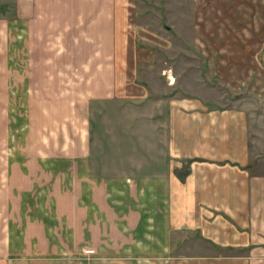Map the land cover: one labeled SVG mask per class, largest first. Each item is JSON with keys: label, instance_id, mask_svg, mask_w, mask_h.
Instances as JSON below:
<instances>
[{"label": "crops", "instance_id": "0c3cea01", "mask_svg": "<svg viewBox=\"0 0 264 264\" xmlns=\"http://www.w3.org/2000/svg\"><path fill=\"white\" fill-rule=\"evenodd\" d=\"M120 7L1 1L0 73L8 57L31 61L47 20H115ZM258 55L219 72L233 89L249 82L250 98H159L167 159L141 171L112 173L87 155L0 161V264H264L263 44Z\"/></svg>", "mask_w": 264, "mask_h": 264}, {"label": "rangeland", "instance_id": "374dc122", "mask_svg": "<svg viewBox=\"0 0 264 264\" xmlns=\"http://www.w3.org/2000/svg\"><path fill=\"white\" fill-rule=\"evenodd\" d=\"M119 4L115 20H47L30 62L8 57L0 161L34 167L87 155L106 171L138 172L164 155L159 98L251 97L249 82L233 89L219 72L227 61L241 68L259 60L264 0Z\"/></svg>", "mask_w": 264, "mask_h": 264}]
</instances>
